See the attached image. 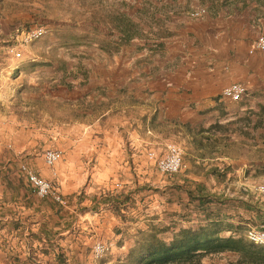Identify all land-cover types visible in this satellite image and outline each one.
<instances>
[{
  "label": "crops",
  "instance_id": "0c3cea01",
  "mask_svg": "<svg viewBox=\"0 0 264 264\" xmlns=\"http://www.w3.org/2000/svg\"><path fill=\"white\" fill-rule=\"evenodd\" d=\"M125 1L133 15L146 7L149 16L133 17L145 26V37L119 52L101 49V44L115 42L118 37L113 38L109 26L94 22L88 11L80 19L66 20L75 36L86 37L81 44L61 45L57 37H51L56 26H46L50 43L33 44L23 58L11 55L12 66L9 62L1 66L0 86L9 84L11 91L0 92V152H8L0 154V163L12 166L10 161H15L18 153L25 149L27 154L34 152L31 143L22 148L4 145L1 133L11 124L28 126L27 116L37 112L42 116L36 103L49 98L46 88L51 86V97L73 109L72 119L64 122L73 127L92 129L102 127L107 118L123 117L132 122L135 131H166L173 136L169 142L183 138L190 164L208 165L205 171L214 165L217 172L226 173L211 181L219 186L218 195L232 198L229 207L219 204L222 208L217 211L223 226H230L227 234L243 235L248 228L264 230V201L256 192V186L264 184V51L255 48L259 36L264 35V6L257 0ZM200 10L203 14L197 16ZM1 21L3 49L4 39L12 37L13 18ZM236 84L247 88L244 99L224 98L223 90ZM16 101L23 103L16 107ZM73 145L79 148L78 143ZM71 152H65V160ZM63 163L51 175L43 169L40 175L59 176L64 181L68 162ZM195 169L186 170V183L204 181V169ZM202 188L196 183L193 193ZM0 192V264H79V257L91 264V255L82 247L91 242L71 234L79 225L73 224L80 214L78 205L60 208L54 201L21 189L11 194L12 201L7 190ZM187 200L192 201L189 193ZM85 210L81 212L87 216L80 218L92 222L94 211ZM199 215L205 217L202 212ZM133 242H111L112 252L102 262L124 260ZM214 258L217 264H228L235 256L208 257L204 263L212 264Z\"/></svg>",
  "mask_w": 264,
  "mask_h": 264
},
{
  "label": "rangeland",
  "instance_id": "374dc122",
  "mask_svg": "<svg viewBox=\"0 0 264 264\" xmlns=\"http://www.w3.org/2000/svg\"><path fill=\"white\" fill-rule=\"evenodd\" d=\"M104 1L105 5H109L115 0ZM83 2L84 7L80 6L79 0H0V25L1 19L13 18L12 37L5 38L2 42L5 48L0 49V68L7 62L12 66L14 60L11 55L23 58L25 50L31 45L50 43V36L46 35V26H54L58 20L80 19L85 13L92 11V8H99L92 7L95 0ZM34 32L39 36L28 39V35ZM54 36L55 34L51 37ZM262 36L264 37L260 35L259 38ZM1 71L0 76H2ZM5 81L9 82L8 77ZM9 89H11L9 84L6 87L0 86V92L11 91ZM46 89L49 98L36 103L42 109V116L39 112L27 116L25 121L28 126L11 124L1 133L4 137L2 140L4 145L12 143L22 148L31 143L35 144V149L29 154L26 149L18 153L17 159L10 161L12 166L5 164V161L0 163V190H7L8 199L12 201L14 197H11V194L18 189L37 194L35 186L29 181V175L42 177L39 171L41 169L51 175L56 166L62 162L66 165L65 162H68V178L64 181L60 180L59 176L43 175L45 177H42L51 184L53 190L61 197V201L41 198L38 194L37 196L40 199L54 201L50 203L60 208L78 205L80 214L73 219V224L79 222V225L74 226L75 233L71 231V234L76 238L81 236L84 242L87 240L91 242L92 246H82L86 247L88 255H91L89 261L91 264H93V246L97 241L110 246L109 255L112 252L111 242L116 245L123 244L129 239L134 240L139 231L147 230L151 226L159 228L163 231L162 236L169 239L177 232L175 230L179 228V231L183 225L188 226L186 228L204 226L207 222L206 215L217 214L222 208L219 206L221 201L227 207L232 204L231 197L218 195L219 186L211 181L218 167L213 165L205 171L208 165L190 164L187 154L189 151L185 148L187 142L183 138L169 142L168 139L173 136H169L166 131L164 133L135 131L130 126L132 122L123 117L107 118L102 127L92 129L73 127L70 122L64 123L72 119L73 109L51 97L50 94L54 91L51 86ZM16 102V107H20L23 103ZM44 112L47 116L43 115ZM73 143H78L77 150L71 147L74 146ZM173 146L181 148L183 163L178 173L166 174L159 170L158 162ZM62 149L72 151L66 160L64 159L66 151H60ZM47 150L61 152L59 162L52 167L44 160V153ZM2 152L6 155L8 153L5 149L0 152L1 155ZM200 167L205 172L204 181L186 183V170H196L195 168L199 170ZM196 183L204 186L201 191L204 192L206 199L210 200V203L203 207L199 205L197 199V203H193L195 199L187 200L189 191H196L192 189ZM34 202L37 203V200ZM87 208L94 211L92 222L90 218L86 221L80 218V215L87 216L81 212L86 211ZM200 211L205 217L199 215ZM189 221L192 223L188 224ZM212 260V264L218 263L215 258ZM77 262L87 264L88 259L85 261L83 257H79Z\"/></svg>",
  "mask_w": 264,
  "mask_h": 264
},
{
  "label": "trees",
  "instance_id": "16d2710c",
  "mask_svg": "<svg viewBox=\"0 0 264 264\" xmlns=\"http://www.w3.org/2000/svg\"><path fill=\"white\" fill-rule=\"evenodd\" d=\"M79 1L80 6L84 7V0ZM104 2V0H95L92 5V7H99L98 9L92 8L93 21L109 26L111 35L113 38L118 37V40L101 44L102 50L116 53L122 47L131 44L133 40L145 37L143 31L145 26L142 27L141 22H136L133 17L143 19L149 16V9L146 7L143 10L138 9L133 15L132 7L125 0H115L109 5H105ZM257 2L264 6V0H257ZM66 23V20H58L54 24L57 28L54 34L59 39V43L63 46L81 44L86 37L75 36ZM261 110H264V106H261ZM214 174L219 178L226 176L225 172L220 173L217 170ZM197 192L195 195L189 191L192 200L197 199L201 207L210 203V200L201 195V189ZM220 204L225 203L221 201ZM206 217L207 222L204 226L182 228L175 232L170 240L164 238L163 231L155 226L139 231L126 257L117 264H205V258L225 254L235 256V259L230 260L228 264H264V247L249 243L245 239V233L243 235L227 234L230 226H223L222 218L218 213L208 214Z\"/></svg>",
  "mask_w": 264,
  "mask_h": 264
},
{
  "label": "bare ground",
  "instance_id": "6f19581e",
  "mask_svg": "<svg viewBox=\"0 0 264 264\" xmlns=\"http://www.w3.org/2000/svg\"><path fill=\"white\" fill-rule=\"evenodd\" d=\"M203 11L197 12V16H201ZM38 33L28 35V39L37 38ZM255 48L264 51V37L262 36L255 42ZM247 93V88L242 84H236L228 86L223 90L222 96L232 101H240L244 99ZM167 154L158 162V168L161 172L166 174H176L181 170L183 152L180 147H171ZM61 158V152L58 150H47L44 153V160L48 166L56 165ZM29 181L37 190V194L41 198H52L55 201L60 202L61 197L55 192L51 184L40 176L30 174ZM264 190V185L256 186V191Z\"/></svg>",
  "mask_w": 264,
  "mask_h": 264
},
{
  "label": "built area",
  "instance_id": "2783aa9c",
  "mask_svg": "<svg viewBox=\"0 0 264 264\" xmlns=\"http://www.w3.org/2000/svg\"><path fill=\"white\" fill-rule=\"evenodd\" d=\"M260 199L264 201V190L256 191ZM245 239L255 245L264 247V230L257 228H248L245 232ZM110 246L102 241L95 242L92 250L93 264H104L102 261L107 257Z\"/></svg>",
  "mask_w": 264,
  "mask_h": 264
}]
</instances>
